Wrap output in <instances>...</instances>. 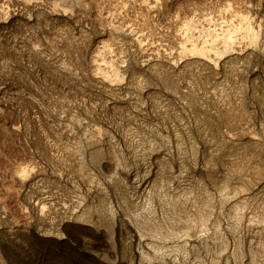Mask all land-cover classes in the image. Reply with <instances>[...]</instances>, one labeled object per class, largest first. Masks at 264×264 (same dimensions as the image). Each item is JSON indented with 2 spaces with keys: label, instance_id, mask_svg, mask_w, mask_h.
<instances>
[{
  "label": "rangeland",
  "instance_id": "obj_1",
  "mask_svg": "<svg viewBox=\"0 0 264 264\" xmlns=\"http://www.w3.org/2000/svg\"><path fill=\"white\" fill-rule=\"evenodd\" d=\"M0 264H264V0H0Z\"/></svg>",
  "mask_w": 264,
  "mask_h": 264
}]
</instances>
